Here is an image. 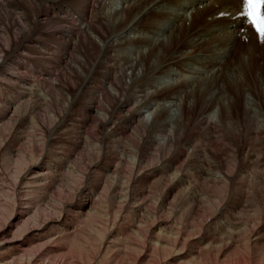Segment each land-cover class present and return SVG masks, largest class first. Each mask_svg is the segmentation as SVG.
Returning a JSON list of instances; mask_svg holds the SVG:
<instances>
[{
  "label": "bare ground",
  "instance_id": "1",
  "mask_svg": "<svg viewBox=\"0 0 264 264\" xmlns=\"http://www.w3.org/2000/svg\"><path fill=\"white\" fill-rule=\"evenodd\" d=\"M26 1L33 19L21 5L10 4L7 8V15L16 18L11 26L14 23L24 32L21 39L13 41L8 23L0 29L7 42L0 43V85H6L5 90L0 89V101L6 103L3 107L0 104V119L4 118L0 120V144L2 132L8 127L13 131L0 154L3 160L11 163L30 161L26 174L13 190L12 197L18 208L14 209L11 223L0 230V264H83L74 253L69 255L68 252L75 248L85 249L84 238L95 241L103 236L93 264H131L130 254L136 250L142 253L135 264H150L154 253L168 249L177 251L170 255L166 264H264V183L257 178L255 185L260 187L257 189L263 196V204L257 199L254 202L257 200L258 205L245 202L244 192L233 194L218 208V215L212 216L189 240L186 250L181 249L183 241L197 228L192 224L196 215L194 202L199 196L200 200L207 197L206 191L202 192L199 187L193 189L190 184L186 185L187 195L174 206L172 201L166 205L167 195L156 196L157 210L174 212L176 219H161L151 225L146 235L143 232L147 221L157 213L150 208L154 191L167 181L166 194L185 183L187 177L183 176V167L178 161L187 149L189 151L188 142L178 144L173 157L165 158L151 171L144 168L146 156L158 153L165 145L171 148L175 136L180 138L191 120L208 130L224 124L233 135L260 139L262 145L257 154L262 160L255 158L253 164L246 161L243 165L255 166L261 175L264 174L262 85V89L254 92V97L262 101L254 103L260 112L252 117L251 107L245 106L243 122L237 125L233 114L238 112L231 109L234 103L229 104L230 111L224 103L217 111V99L213 98L216 87H221L218 78L225 77L220 71L221 65L227 69L228 82L238 91L252 92L246 76L252 68L258 83L264 85V65L260 64L264 61V43H259L252 28L244 24L242 1ZM242 26L247 27L244 32L240 29ZM47 29L49 36L58 39L46 41ZM228 47L230 57L226 52ZM195 49L197 53L194 54ZM91 56H94L92 64L89 62ZM209 72L211 74L206 76ZM201 75L203 81L198 82ZM191 96L200 99L196 117H192L191 112L195 103L182 104V100L186 102ZM51 103H61L63 111L53 112L57 122L49 139L62 132L71 133V147H66L68 151H55L49 146L47 152L38 156L27 152L30 153L28 157L22 146L37 124L30 107ZM245 103L253 104L249 98ZM173 108L181 109L179 116L171 115ZM145 111L149 112L148 116ZM87 147H99L104 153V160L94 165L101 175L96 173L92 185L80 187L76 197L59 210L58 217L45 221L22 237H15L16 231L38 222L45 210H57L54 194L67 184L68 174L76 173L79 153ZM246 152L249 153L250 148ZM128 163L139 170L133 180L134 190L127 194L124 166ZM249 175L243 176L240 187L247 188V181L252 183ZM228 179L235 180L232 175ZM110 184H113L111 203L105 207L103 191ZM125 196L127 206L117 220L116 203ZM116 220L107 231L108 225ZM101 225L106 226V231Z\"/></svg>",
  "mask_w": 264,
  "mask_h": 264
},
{
  "label": "rangeland",
  "instance_id": "2",
  "mask_svg": "<svg viewBox=\"0 0 264 264\" xmlns=\"http://www.w3.org/2000/svg\"><path fill=\"white\" fill-rule=\"evenodd\" d=\"M2 1H3L2 2L3 4L0 1V29L3 28L2 25L6 24V23L10 24V23L14 22L16 19L14 16L7 15V13H8L7 8L10 4L21 5L26 12H29V17L31 19H33V12H30L26 0H2ZM38 1L41 2L42 0H38ZM74 5H76V3H74ZM36 10H39V8H37ZM179 22H180V20H179ZM169 24L171 25L172 22ZM12 25H13V27L10 24V28H11L12 35H13V41L14 42L19 41L21 39L22 35L24 34V32H23V30L21 31L18 26H14V23ZM170 25H168L166 27L168 28ZM45 31L47 32V33H45L46 35L44 36V39L46 41L50 42V39L52 40V38L58 39L57 36H53V37L49 36L48 29ZM51 31H53V29ZM209 34L212 35L211 31ZM4 38H5L4 34L0 33V43L2 45H5L7 43ZM3 43H5V44H3ZM0 48H2V47H0ZM195 50H193L194 54L197 53V49H195ZM226 52H228L227 55L230 57L229 47L226 50ZM228 56H227V58H228ZM93 60H94V56L93 57L91 56L89 59L90 64H92ZM260 64H261V66L264 65V61L262 60ZM199 65H201V64H199ZM220 68H221L220 71L223 73V76L225 75V77H222L221 79L218 78L219 79L218 84H220L221 87L218 88V86H217L216 87L217 89H215L214 94H213V98L217 99V103L215 104L217 106L216 110L219 111L221 105H223L222 103H224V105H227V110L230 111L229 104L231 105L232 103H234V105H233V107H231V109L233 110V112H238L236 114L232 113L235 125L240 124L237 122H243L242 121V119H243L242 112H243V108L245 106L251 107L250 108V112H251L250 115L252 117H254L255 115L257 116V114L260 112V109L256 106V104L254 106V103H256V102L261 103L262 101H260L261 100L260 97H259L260 99L256 98L257 96L254 97V92H255V94H256V92H258L257 89L261 88L260 85H262V88L264 89V85H263V83H258V80L256 79V74L253 71L254 68H252L251 71L246 73L249 84L252 86V92H250V94L249 93L245 94L243 92L244 89L243 90L240 89V91H238L237 88H235L233 86V84H230V82H228V80H227V76H228L227 69L226 68L223 69L224 67L222 65ZM27 70H31V69H27ZM210 74L211 73L209 72L206 76H209ZM45 75H43V76H45ZM220 77H221V75H220ZM27 78H29V76ZM203 78H204V76L201 75L198 78V82H202ZM30 79L31 78H29L28 80H30ZM196 87L197 86H195V88ZM253 88L256 91L253 90ZM0 89L5 90L6 85L4 84V86H1ZM202 89H205V88L203 87ZM190 91H191V89L189 88L188 93H190ZM9 92L11 93V91H9ZM15 93H19V92L15 91ZM28 94H29V92H28ZM257 95H258V93H257ZM219 96H221L222 98L218 99ZM185 97L186 96H183L184 99H185ZM246 97L249 98V101H251L253 103L252 106H249L245 103V100L247 101ZM253 100H255V101L253 102ZM34 101H35V99H34ZM193 103H195V105L193 107L194 110L192 109V111H191L192 117H196L197 114H199L200 99L197 98V96H195V97L191 96L190 99H188V100L186 99V102L184 100H182V104H185V105L186 104L192 105ZM0 104L2 107L6 105V103L3 102V100L0 101ZM53 104L52 103L50 105L49 104H46V105L41 104L39 106H37V105L35 106L33 104L30 107L31 112H33V114H35L34 117L37 120V124L33 127V130H32L33 132L30 131V135L28 136L26 141H24L23 146H22L24 153L28 157H30L29 156L30 153H27V152H34L35 155L38 156L40 154L47 152L49 146L54 148L55 151H59L61 149L67 150V149H69V147H71V145H69V143H70L69 140H71L73 137V136H71L72 135L71 133L62 132V134L55 135L53 139H49L50 131L52 130L53 127H55L56 122H57L56 118H54V116L52 114H53V112L61 113L63 111V105L61 103H58V104L53 103ZM217 111H216V118H218V115H219V113L217 114ZM147 112L148 111H145L146 116L149 115V112L148 113ZM180 113H181V109H176V108L174 109L173 108L171 110V115H175V117L179 116ZM255 113H257V114H255ZM2 119H4V118H1L0 120H2ZM1 123H3V122H1ZM210 132L211 133L213 132L212 133L213 135ZM216 132H217V134H216ZM2 134L3 135H2V141L0 144V151H2L4 143L7 142L6 139H10L12 137V135H13L12 128L8 127V129L3 131ZM214 134H215V136H214ZM245 137L246 136L233 135L232 133H229L226 125H224V124H223V127H220L218 129L208 130L206 127H204V125H198L193 120H191L190 123L188 124L187 130L182 132L181 137L178 138L175 136V138L172 141L171 148L167 147L168 145H165L164 147L161 148L160 151H158V153H155L153 155L151 153H149L146 156L147 162H145V164H144L145 167L144 166L143 167L145 169H148L149 171H151L152 169H154L156 164L157 165L160 164L165 158L173 157V155L176 153V150L178 149V144H184L186 142H188L190 146H196L197 144H199L196 146V148L193 147L194 148V150H193V148L189 147V145L187 143V147L189 148V151L187 149L186 152L187 153L190 152V153L189 154L186 153L187 155L184 154L181 158H179V161H178L180 167H183L182 173H184L183 176H185V174H186V177H187L186 181L187 182L184 181L185 183H182L180 186H178V188L177 187L172 188L173 191L171 189L169 192L170 194L169 193L166 194L168 192V189H169V187H167V189L165 188L167 186V184L169 183L167 181V184H162L163 186L160 185L161 187L159 186V188L156 191H154V193L152 194L150 208L153 211H155V213L157 212L158 214L156 213L155 218H151L147 221V225H146L147 227H145V229L143 230L144 234L146 235L152 229V226L154 224L158 223L161 219H164V220L168 219L170 221H173L176 219L175 217H173V216H175V215H173V214H175L174 212H172V214L171 213L168 214L167 212H170L168 210L167 211L165 210L166 212L165 211H162V212L158 211L157 207H155L156 206V203H155L156 200H154V199H156L157 197H160L161 195H167V197H168V195H170L168 198L165 196L166 197V201H165L166 205L168 206V204H170V201L173 202V204L171 202V205H173V206L178 205L179 202L181 201L180 198L182 199L185 197V195H187L184 192V189L186 187H188L186 185H189V184H190L189 186H192L193 189L199 187V188H201L200 190H202V192L206 191L207 197L205 199L200 200L202 197L199 196V197H197L198 201L194 202V208L196 211V215L192 219V224L195 225V227H197V228H196V231L193 230L194 232L191 230L192 234L190 232L186 236L185 240L183 241L184 244L181 246L182 250H184V249L186 250L188 248V246L190 245L189 240H191L192 237L197 234V232L199 233V231L202 227L207 225V223L212 219L211 218L212 216L214 217V216L218 215V212H219L218 208L224 202L226 203L229 198L233 197L234 196L233 194H235L237 196V192H238V194H240L241 192H244L245 202H246V200L248 202H254V200L257 199L258 202H261L263 204V196L258 194L260 189L258 190L257 187H259V186L255 185V184H257L256 180H262L264 183V174L261 175L260 171L259 170L257 171L255 166H244L243 165V163H245L246 161H249L248 163L253 164V160L255 158L262 160V156L257 154V152L261 148L262 142L260 139H257V138H250V137L245 138ZM216 139L218 141H216ZM4 140H6V141H4ZM211 142H212V144H210ZM66 147H67V149H66ZM248 148H250L249 153L246 152ZM153 150H155V148H153ZM75 151H76V149L71 151L72 155L75 153ZM171 153H172V155H171ZM199 157H200V159H199ZM246 157L250 158V160H247ZM104 158H105L104 153H101L99 147H93V148L87 147L84 150H81L79 153V156L77 158L78 160L76 161V173L75 174H68L69 179L66 181L67 184L66 185L64 184L62 186L63 188L61 187L60 189H58L55 192L56 194H54L57 198V201H56L57 202V204H56L57 210L56 211L45 210L41 214L42 218H40V220H39L40 222L39 221L38 222H31L29 225H27L26 228L16 231L14 236L16 235L15 237H22V236H24V234H26L31 229L42 226L45 221L47 222L48 220H51L53 218L58 217L60 215L59 212L64 207V205L76 197L75 195L78 194L80 187L85 186V185H89V186L92 185L94 183V178L97 177V175L98 176L101 175V173H99L98 166H94V165L98 162L103 161ZM2 160L3 159H2L1 154H0V187L4 188V190L2 189L3 191L0 188V230H2V228L4 229L6 226H8L11 223L12 217L15 214L14 209L18 208L16 206V203L14 202L13 197H12V196H14L13 190L18 186L23 175L26 174V171L28 170L29 164H30L29 163L30 161L20 162V164H19L17 162L11 163V161H9L8 159H4L3 161ZM148 162L150 164H148ZM131 165L132 164L128 163L126 166H124L125 184L127 183L126 186L124 185V187H125L126 191H127V188L129 189L127 191V194L134 190V181L133 180H134V177H135L137 171L139 170L138 167H136L134 165L131 166ZM149 165L151 167H149ZM181 165H183V166H181ZM244 167H246V168H244ZM185 169L187 170V172H185L186 171ZM155 170H158V169H155ZM240 171H242V172H240ZM91 172H92V174H91ZM255 172H258V173H255ZM96 173H97V175H96ZM219 173H220V175H218ZM262 173H264V171H262ZM249 174H251V177H248V178L252 179V183H250L246 179L247 183H249L248 187H247L248 189L246 187H244V188L240 187L239 184H241V182H243V176H247V175L250 176ZM91 175H93V176H91ZM231 175L235 179L234 181H230L228 179L229 177H231ZM258 175H261V177ZM193 179H195V180H193ZM225 179H227L228 181ZM254 179H256V180H254ZM190 180H191V182H193L192 185H191ZM229 181L231 184L229 183ZM68 187H70V189ZM101 187H102V185H101ZM111 189H113V184L112 185L110 184V187L103 191V197L105 198V200H103V201H104L105 207L109 206V202L111 203V200H110L111 194H112ZM262 189H264V188H262ZM263 192H264V190L262 191V194H264ZM249 195H250V197L248 198ZM258 195H259V197H258ZM172 196L173 197L175 196L177 198L174 200L175 197L173 198ZM126 197L127 196H125L119 204L116 203L118 213H116L115 219H117V220H118L119 216L124 213L123 210L125 211V209H126V206H127V201H126L127 198ZM244 200L243 199L241 200L242 203L244 202ZM257 200L254 202V205L259 204V203H257ZM245 202L243 203L244 205H245ZM171 205H169V206H171ZM15 206H16V208H15ZM254 207H256V206H254ZM172 218H175V219H172ZM117 220L112 221L111 224L112 223L113 224L112 225L109 224L107 227L108 229L104 225H101V226L103 228H105V231H106V229L108 231L109 228L113 227L117 223ZM18 233L21 235H19ZM12 237H13V234H10L9 238H12ZM103 238H104V236H103ZM102 239L99 238L95 241H91V240H85V238H84V241L82 239V242L86 246L85 249L79 250V249L75 248V249H71V251H69L68 253H69V255H73V253H74L75 257L78 260H80L83 264H93L95 261L94 257L97 255V252H98V247H99L98 245L101 243ZM135 240H137V242H140V244L143 243L142 239H140V238H136ZM86 250H88V251H86ZM176 251L177 250L174 251L172 249H168L165 251L164 250L158 251V252L153 254L150 264H155V262L157 264H166L169 260L170 255H172ZM141 253H142L141 250L132 251L130 254L131 255L130 258H132L130 260L131 261L130 263L135 264L136 259L138 257H140ZM60 259H62V258L60 257Z\"/></svg>",
  "mask_w": 264,
  "mask_h": 264
},
{
  "label": "snow or ice",
  "instance_id": "3",
  "mask_svg": "<svg viewBox=\"0 0 264 264\" xmlns=\"http://www.w3.org/2000/svg\"><path fill=\"white\" fill-rule=\"evenodd\" d=\"M244 7L245 11L241 15L251 18L250 23L260 32L261 42L264 43V0H245Z\"/></svg>",
  "mask_w": 264,
  "mask_h": 264
}]
</instances>
